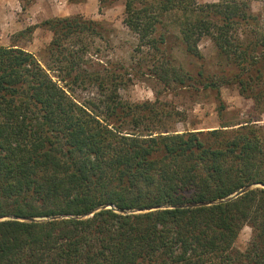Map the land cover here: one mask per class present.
I'll return each mask as SVG.
<instances>
[{
	"label": "trees",
	"instance_id": "trees-1",
	"mask_svg": "<svg viewBox=\"0 0 264 264\" xmlns=\"http://www.w3.org/2000/svg\"><path fill=\"white\" fill-rule=\"evenodd\" d=\"M123 8L137 38L130 67L90 70L85 58L105 31L80 16L41 23L51 33L45 60L0 46V218L42 219L0 221V264H264V189L172 208L264 185V126L253 116L264 114V2L258 13L247 0H123ZM203 39L216 49L215 72L174 65L169 42L201 60ZM143 69L164 91L219 98L221 87L236 88L250 117L178 133V112L158 96L120 98ZM87 86L96 97L76 96ZM108 205L124 213L100 209ZM150 208L159 209L133 213ZM245 226L251 237L239 251Z\"/></svg>",
	"mask_w": 264,
	"mask_h": 264
},
{
	"label": "rangeland",
	"instance_id": "rangeland-1",
	"mask_svg": "<svg viewBox=\"0 0 264 264\" xmlns=\"http://www.w3.org/2000/svg\"><path fill=\"white\" fill-rule=\"evenodd\" d=\"M219 1L221 0H196L198 4ZM247 1L253 13H258L263 8L264 0ZM123 9V0H118L106 8H99L98 0H85L78 4H70L67 0H36L25 9L20 0H0V46L7 47L15 43L37 58L45 60L43 51L51 41V33L41 27V23L52 18L80 16L85 20L100 23L105 31L102 40H94L85 58L91 63L90 70L109 68L110 63L118 68L130 67L137 38L122 24ZM30 28L35 29L28 35L27 30ZM171 29L177 33L176 29L173 27ZM171 42L169 45L172 44L175 66H182L192 72L203 66L208 72H215L216 49L209 39H203L198 45L201 60L187 57L177 45H174L173 40ZM142 72V75L131 78L128 87L119 91L120 98L134 104L153 102L158 96L160 102L170 105L178 112L179 116L175 117L171 124L178 133L206 132L219 129L222 124L238 123L250 117L252 103L241 97L236 88L221 87L219 98L215 92L200 89L196 92L183 89L164 91L154 79L148 77L147 69H143ZM96 95L97 91L92 86L76 90V96L85 100ZM253 116L255 119L259 117V121L255 123L257 126H264V114L255 113ZM250 237V228L243 227L234 247L239 251L244 250Z\"/></svg>",
	"mask_w": 264,
	"mask_h": 264
},
{
	"label": "water",
	"instance_id": "water-1",
	"mask_svg": "<svg viewBox=\"0 0 264 264\" xmlns=\"http://www.w3.org/2000/svg\"><path fill=\"white\" fill-rule=\"evenodd\" d=\"M256 187H261L264 189V185L262 184H252V185H248L246 187H244L243 189L239 190L238 192H236L235 194L227 197L226 199L223 200H218V201H207V202H202V203H191V204H186V205H180V206H175L172 208H178V209H187V208H196V207H207V206H211V205H215V204H219L222 202H227V201H231L233 199H236L237 197L243 195L244 193L252 190L253 188ZM100 209H113L116 212H120V213H124L122 211H117L115 210V208H113L111 205H108L106 207H102ZM98 209V210H100ZM159 208H150V209H146L144 211L139 210V211H135L133 213H141V212H149V211H153V210H157ZM94 212H91L88 214V216H91ZM58 217H53L50 219H57ZM4 220H14V221H26V222H34V221H41L42 219L40 218H21V217H15V216H7V217H2L0 218V221H4Z\"/></svg>",
	"mask_w": 264,
	"mask_h": 264
}]
</instances>
